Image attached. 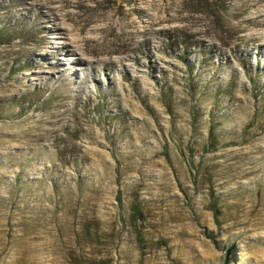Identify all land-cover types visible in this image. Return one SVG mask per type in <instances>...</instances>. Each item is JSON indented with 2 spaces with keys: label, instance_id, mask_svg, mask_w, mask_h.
Masks as SVG:
<instances>
[{
  "label": "rangeland",
  "instance_id": "1",
  "mask_svg": "<svg viewBox=\"0 0 264 264\" xmlns=\"http://www.w3.org/2000/svg\"><path fill=\"white\" fill-rule=\"evenodd\" d=\"M263 15L0 0V264H264Z\"/></svg>",
  "mask_w": 264,
  "mask_h": 264
},
{
  "label": "bare ground",
  "instance_id": "2",
  "mask_svg": "<svg viewBox=\"0 0 264 264\" xmlns=\"http://www.w3.org/2000/svg\"><path fill=\"white\" fill-rule=\"evenodd\" d=\"M249 7V6H248ZM246 10V9H245ZM264 16V15H263ZM258 18H260V17H258ZM68 19H70V18H68ZM254 22H257L259 25H261V26H264V20H262V19H255V21H253V23ZM247 23H248V21H247ZM256 24V23H255ZM258 24L256 25V26H258ZM251 25H253V24H251ZM260 27V26H259ZM252 34V33H251ZM260 34V33H259ZM253 36V35H252ZM256 36V35H255ZM262 36H263V34H262ZM247 38V37H246ZM90 41H94V40H90ZM260 41V40H259ZM262 41V40H261ZM101 49V48H100ZM88 50V49H85V50H83V49H81V51H82V56H87V55H95V56H98V55H100V54H103V53H108V52H110L111 50H108V49H102V50ZM80 50V49H79ZM259 52H260V54H262V50H258ZM52 53V52H51ZM50 53V54H51ZM55 53H58V52H55ZM65 54V52L63 51V53H62V55H64ZM51 55H53V56H55L54 54H51ZM65 56V55H64ZM261 57V56H260ZM57 59H61L60 57L59 58H57ZM74 59H79L78 61H80V58H74ZM66 60H68V59H66ZM71 61V60H70ZM81 62V61H80ZM89 62V61H88ZM54 63V65L52 66V67H57L58 65H59V63L60 62H58L57 60L56 61H54L53 62ZM90 64H93V62H89ZM115 63H117V61L116 62H112L111 63V65H114ZM90 64H87L88 66H91ZM116 65V64H115ZM93 66V65H92ZM114 67V66H113ZM86 69L87 70H89V71H93V69L92 68H89L88 69V67H86ZM82 79V78H81ZM79 80H80V78H79Z\"/></svg>",
  "mask_w": 264,
  "mask_h": 264
},
{
  "label": "trees",
  "instance_id": "3",
  "mask_svg": "<svg viewBox=\"0 0 264 264\" xmlns=\"http://www.w3.org/2000/svg\"><path fill=\"white\" fill-rule=\"evenodd\" d=\"M134 213L138 214L140 211L138 210V208L134 207Z\"/></svg>",
  "mask_w": 264,
  "mask_h": 264
}]
</instances>
